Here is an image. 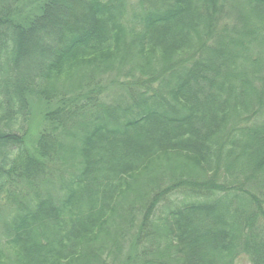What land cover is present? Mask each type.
I'll list each match as a JSON object with an SVG mask.
<instances>
[{
    "label": "trees",
    "instance_id": "trees-1",
    "mask_svg": "<svg viewBox=\"0 0 264 264\" xmlns=\"http://www.w3.org/2000/svg\"><path fill=\"white\" fill-rule=\"evenodd\" d=\"M0 264H264V0H0Z\"/></svg>",
    "mask_w": 264,
    "mask_h": 264
},
{
    "label": "rangeland",
    "instance_id": "rangeland-1",
    "mask_svg": "<svg viewBox=\"0 0 264 264\" xmlns=\"http://www.w3.org/2000/svg\"><path fill=\"white\" fill-rule=\"evenodd\" d=\"M36 104L34 105V103L32 104L33 109H32V116L30 118L29 124H28V129H29V138L28 141L30 139H34V137H37V135L41 132V130L43 129L42 123H43V111L44 108L43 106L38 102H35ZM31 106V108H32ZM36 141L35 140H31V143L29 145H33Z\"/></svg>",
    "mask_w": 264,
    "mask_h": 264
}]
</instances>
